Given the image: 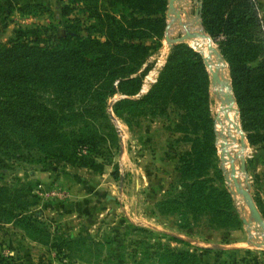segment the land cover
<instances>
[{
    "label": "rangeland",
    "instance_id": "rangeland-1",
    "mask_svg": "<svg viewBox=\"0 0 264 264\" xmlns=\"http://www.w3.org/2000/svg\"><path fill=\"white\" fill-rule=\"evenodd\" d=\"M69 1L1 0L4 10L0 14V43L12 38L17 27L43 39L48 33L63 34L65 17L60 8ZM258 2L263 13L264 0ZM176 7L183 20L195 18V0H180ZM165 12L166 8L161 35L140 40L149 49L137 57L130 55V62L122 66L136 78L132 93L116 91L102 99L105 89L97 91L100 81L96 78L81 89L76 80L48 75L29 81L39 100L49 108L62 104L72 111L88 109L89 126H94L100 136L93 141L102 147L105 158L95 157L102 163L99 170L60 157H42L0 169L2 182L9 183L14 176L31 182L34 202L25 212H32L38 229L45 228L44 232H36L0 219V264H264V243H260L264 231L254 223L241 195L234 192L218 151V97L201 53L208 83L201 93L203 123L195 134L172 127L175 104L162 95L180 90L167 86L162 91L156 87L171 47L179 42L188 45L184 39L170 43L164 39L168 25ZM181 35V30L175 29L168 36ZM155 40L157 43L152 45ZM211 41L218 50L215 40ZM222 60L233 95L227 61L224 57ZM146 75L151 80L141 88ZM117 81L115 78L112 85L116 86ZM123 87L128 89L130 85L125 83ZM118 99L127 102L115 104ZM236 111L244 148L242 156L233 152L240 172L237 180L254 203L258 199L264 208V115L260 125L244 131L237 104ZM77 124L64 125V129H74ZM204 126L212 131L211 140L201 149L206 164L203 176L206 185L227 191L237 219L233 226L215 224L207 208L191 212L179 196L182 186L175 177L176 166L181 163L180 155L192 146L189 137L196 135L203 142ZM247 132L252 139H247ZM81 152H86L84 147Z\"/></svg>",
    "mask_w": 264,
    "mask_h": 264
},
{
    "label": "trees",
    "instance_id": "trees-1",
    "mask_svg": "<svg viewBox=\"0 0 264 264\" xmlns=\"http://www.w3.org/2000/svg\"><path fill=\"white\" fill-rule=\"evenodd\" d=\"M166 3L167 0H70L60 8L65 17L63 34L48 33L43 39L20 27L14 29L13 37L0 43V169L42 157H60L101 169L102 163L95 157L104 159L105 152L93 141L100 136L94 126H89L88 109L72 111L62 104L49 108L39 100L29 81L48 75L76 80L81 89L96 78L100 81L97 91L105 89L102 99L116 91L132 93L136 78L122 66L130 62V55L137 57L149 49L140 40L161 35ZM259 8L258 0H201L200 23L227 61L244 131L260 125L264 115V12ZM3 10L0 0V14ZM156 43L157 40L152 41V45ZM201 58L186 43L174 44L156 84L162 91L167 86L180 90L162 97L175 104L173 129L187 134H195L204 118L201 93L208 76ZM85 77L88 82H83ZM115 78L118 81L113 86ZM125 83L130 85L128 89L123 87ZM53 91L61 95L60 91ZM125 102L126 99H118L115 104ZM113 112L116 113L114 108ZM76 123L79 124L74 129H64V125ZM204 131L203 142L196 135L189 137L192 146L180 155L182 160L175 170L182 186L179 196L191 212L207 208L215 224L233 226L237 219L227 191L206 185L203 176L206 164L201 149L211 138L212 130L204 126ZM252 136L246 133L247 139ZM81 147L86 152H81ZM34 196L29 181L17 176L9 183L0 181V219L44 232L45 228L38 229L32 212H25ZM255 203L264 218V208L258 199Z\"/></svg>",
    "mask_w": 264,
    "mask_h": 264
},
{
    "label": "bare ground",
    "instance_id": "bare-ground-1",
    "mask_svg": "<svg viewBox=\"0 0 264 264\" xmlns=\"http://www.w3.org/2000/svg\"><path fill=\"white\" fill-rule=\"evenodd\" d=\"M179 3L180 0H172L171 4L173 8L168 12V25L166 27L165 32L167 35L173 33L175 29L181 30L183 34L186 30L191 32V35L184 37V40H186L190 47L201 53V55L203 56L205 67H207L208 73H216L217 78L214 79L212 82L213 91L218 97L215 111L216 141L218 151L221 155V160L227 166L229 173L228 175L230 176L231 181L233 183V176L238 179L237 176L239 175L238 173H240L235 167V156L233 152L236 151V153L238 152V156H242L244 148L241 144V141H243V139L240 137V128L237 120L236 104L231 99V90L228 84L229 79H227L225 72V63L212 49V47H214L212 41L209 40L206 34L202 32L201 26L196 21V19L192 18L185 21L183 20L182 16L178 14V8L176 6ZM144 86L145 85H143L142 87ZM230 162H233V175H231L230 173ZM254 223L257 222L254 221ZM258 227H260L259 224ZM260 228L261 231H264V228ZM261 235L264 236V232H262ZM260 243H264V240Z\"/></svg>",
    "mask_w": 264,
    "mask_h": 264
},
{
    "label": "water",
    "instance_id": "water-1",
    "mask_svg": "<svg viewBox=\"0 0 264 264\" xmlns=\"http://www.w3.org/2000/svg\"><path fill=\"white\" fill-rule=\"evenodd\" d=\"M195 1H196V7L194 8L193 12H194L196 21L200 24L201 0H195ZM171 3H172V0H167L166 12H165L166 16L168 15L169 10H172V8H173ZM166 27H167V25L165 26V30H166ZM201 30H202V32L204 34H206L207 38L209 40H211L210 36L206 32H204L202 27H201ZM190 35H191V32L186 30L185 33L183 35L179 36V37L169 38V36L164 31V39L166 41H168L169 43L170 42H174V41H180V40L184 39V37L190 36ZM212 49L222 59V57H221L220 53L218 52V50L215 47H212ZM210 78H211V81L213 82V80L217 78L216 73L212 72L210 74ZM229 87H230V85H229ZM231 99L234 101L232 93H231ZM239 132H240V137H242V130L239 129ZM241 144H243V141H241ZM233 172H234L233 162H230V173H231V175H233ZM233 186H234L235 192L240 194L242 196L243 200L245 201V203H246V205L248 207V210H249V214L252 217V219L254 221H256L259 224L260 227L264 228V220L261 217V215H260V213H259V211H258V209H257V207H256L251 195L249 194V192L244 187H242L240 185V183L238 182V180L234 176H233Z\"/></svg>",
    "mask_w": 264,
    "mask_h": 264
},
{
    "label": "built area",
    "instance_id": "built-area-1",
    "mask_svg": "<svg viewBox=\"0 0 264 264\" xmlns=\"http://www.w3.org/2000/svg\"><path fill=\"white\" fill-rule=\"evenodd\" d=\"M150 80H151L150 77H149L148 75H146V78L144 79V83L142 84V86H143V85L146 86L147 83H148ZM142 86H141V88H145V86H144V87H142Z\"/></svg>",
    "mask_w": 264,
    "mask_h": 264
}]
</instances>
